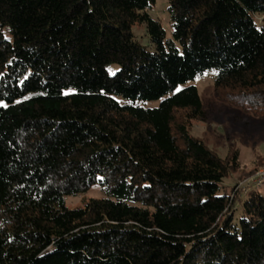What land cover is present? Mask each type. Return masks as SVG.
I'll return each instance as SVG.
<instances>
[{
	"label": "trees",
	"instance_id": "16d2710c",
	"mask_svg": "<svg viewBox=\"0 0 264 264\" xmlns=\"http://www.w3.org/2000/svg\"><path fill=\"white\" fill-rule=\"evenodd\" d=\"M155 2L0 0V264H264V197L227 192L238 150L195 138L204 102L176 91L214 71L264 116V0H168L170 39Z\"/></svg>",
	"mask_w": 264,
	"mask_h": 264
},
{
	"label": "rangeland",
	"instance_id": "374dc122",
	"mask_svg": "<svg viewBox=\"0 0 264 264\" xmlns=\"http://www.w3.org/2000/svg\"><path fill=\"white\" fill-rule=\"evenodd\" d=\"M150 14L158 20L166 31L167 39L172 37L173 28L168 14V0H156ZM136 41L154 52L146 25L139 24L133 29ZM7 38H9L7 36ZM119 70L118 66H111L109 72L114 75ZM216 73L207 71L194 81L179 86V91L187 86H195L204 102L206 117L203 121L195 122L192 135L202 140L207 147L215 151L219 157L225 158L231 150H238L241 170L232 175L226 182L227 192L237 184L236 190L242 188L246 197L254 191H259L264 197V186L249 190L243 189L245 184L252 181L260 170H264V116L255 115L235 104L224 101L215 92ZM161 101L149 102L147 107H158ZM100 190L96 187L77 197L68 198L69 207H81L84 201L90 198H100ZM240 211L236 212V218Z\"/></svg>",
	"mask_w": 264,
	"mask_h": 264
},
{
	"label": "built area",
	"instance_id": "2783aa9c",
	"mask_svg": "<svg viewBox=\"0 0 264 264\" xmlns=\"http://www.w3.org/2000/svg\"><path fill=\"white\" fill-rule=\"evenodd\" d=\"M253 186L259 189L264 186V170H260L252 181H249L245 184L243 189L249 190ZM238 189H239L238 191L241 194L242 192L245 193V191H243L242 188L238 187Z\"/></svg>",
	"mask_w": 264,
	"mask_h": 264
}]
</instances>
